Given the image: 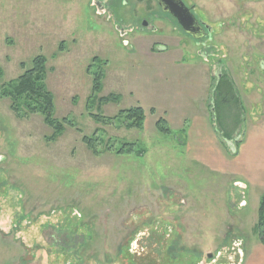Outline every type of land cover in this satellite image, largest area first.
Listing matches in <instances>:
<instances>
[{
  "label": "rangeland",
  "instance_id": "rangeland-1",
  "mask_svg": "<svg viewBox=\"0 0 264 264\" xmlns=\"http://www.w3.org/2000/svg\"><path fill=\"white\" fill-rule=\"evenodd\" d=\"M113 1L101 13V0H0V86L43 55L52 118L68 123L52 140L37 111L0 97V264H264V188L235 171L264 151V0H183L212 27L208 56L148 17L152 0ZM144 19L165 38L140 31ZM219 74L238 104L214 113ZM136 107L142 127L125 128L116 116ZM206 118L215 139L198 146L186 135Z\"/></svg>",
  "mask_w": 264,
  "mask_h": 264
},
{
  "label": "trees",
  "instance_id": "trees-1",
  "mask_svg": "<svg viewBox=\"0 0 264 264\" xmlns=\"http://www.w3.org/2000/svg\"><path fill=\"white\" fill-rule=\"evenodd\" d=\"M45 62L46 58L42 56H36L31 61V68L24 70V72L20 75L19 78L13 81H9V83L0 86V97L8 98L11 100L10 109L15 112L17 115L19 114L21 108H24V111H37L42 117L43 121L52 129V140L56 139L57 136L62 134L63 127L68 125L67 121L62 120H53V98L51 93L47 90L44 85V73H45ZM103 74L98 73L95 74V77L92 80L93 85V93L98 92L101 89V79ZM217 81L214 85L213 89V109L212 111L216 113L217 107L216 103L218 102V107H222L225 105H229V103L233 100L235 105L238 104V99L236 98V90H234L233 82L225 74H219L216 77ZM114 99V98H113ZM112 97L109 98H101L98 102H108L113 100ZM117 100V99H116ZM230 101V102H229ZM153 110L151 109V112ZM117 118H126L127 121L125 123V128L129 129H140L144 122V111L141 107L129 108L125 109V111H121L116 116ZM92 119H94L98 123H106L107 120L100 115H92ZM155 128L159 133L170 134L171 130L166 127V121L163 118H160L155 123ZM183 133L185 129H182ZM82 142L86 144L87 148L91 150L92 153H96L95 151V142L94 138H88L84 136L82 138ZM235 147L239 146L240 140L237 141ZM134 142H126L123 143L116 153L123 154L131 153L135 148ZM139 155L140 151L137 153ZM257 208V222L254 225V231L257 239H259L261 245L264 247V194L260 196L258 201Z\"/></svg>",
  "mask_w": 264,
  "mask_h": 264
},
{
  "label": "flooded vegetation",
  "instance_id": "flooded-vegetation-1",
  "mask_svg": "<svg viewBox=\"0 0 264 264\" xmlns=\"http://www.w3.org/2000/svg\"><path fill=\"white\" fill-rule=\"evenodd\" d=\"M141 2H143V0H141ZM145 2H147V5H151L149 0H145ZM152 2H154L156 4L157 9L159 10L158 12L161 13L162 16H165V18L160 16L159 13L156 10L155 11L150 10V11L146 12V7L143 6L145 8V13L147 14L148 17H153L157 21H159L160 23L164 22L166 24H170L171 25V30H172L171 31L172 32L171 35H173L174 39H180L179 38V33L181 32L182 35H185L187 37V40H189V41L194 40L195 41L194 42V46H200L202 48V50L205 51L206 54H204V56H208L207 53L212 52L210 50H212L213 47H212V45H209V42L213 38L212 27L207 22H204L203 20L202 21L198 20L195 17V15H194V13L192 11L194 9V6L190 5V7H189V6L185 5V3L183 2L185 7L189 11H191V13L193 14L196 22L198 23L199 27L194 31L195 37L193 35H187L184 32V30L182 29L181 25L179 23H177L176 19L172 18L168 13L167 14L163 13L161 11V9H160V7H159V5H158L156 0H152ZM97 4H98V7H99L98 9H99V11L101 13H108L110 9H114L113 6L115 5L113 0H101V2L97 3ZM159 17H161V18L159 19ZM219 26L221 27L222 24H219ZM138 28H139L140 31L145 30V29L149 30L150 33L153 34L151 36H156L157 35L158 37L165 38L161 28L153 27V25L151 24V22L149 20L144 19L143 22L141 21L140 22V26ZM132 29L133 28H131L130 31ZM120 32H121V35H122V34H125L127 32V30L126 29H122V30H120ZM185 44L187 46L194 47L190 43H185ZM177 46H178V43L174 47L178 48ZM201 52L202 51H200V55L203 56L201 54ZM209 258H211V257H209Z\"/></svg>",
  "mask_w": 264,
  "mask_h": 264
},
{
  "label": "crops",
  "instance_id": "crops-1",
  "mask_svg": "<svg viewBox=\"0 0 264 264\" xmlns=\"http://www.w3.org/2000/svg\"><path fill=\"white\" fill-rule=\"evenodd\" d=\"M202 126L200 125V127L195 126L191 128L186 135L188 136L189 141L194 139L196 145L198 146L206 144L207 140L212 141L215 139V137H213L212 127L209 124L208 118H206ZM257 132H255V135L253 136L254 140L256 141L257 137H262L257 135ZM258 142L262 143L263 141H261L259 138ZM240 159L243 160L238 167L239 170H235L236 173L241 174L249 183L253 184V186L259 185L264 188V151H262L260 154L256 153L254 155L250 152L245 157L242 155ZM232 170L234 171L233 168Z\"/></svg>",
  "mask_w": 264,
  "mask_h": 264
},
{
  "label": "water",
  "instance_id": "water-1",
  "mask_svg": "<svg viewBox=\"0 0 264 264\" xmlns=\"http://www.w3.org/2000/svg\"><path fill=\"white\" fill-rule=\"evenodd\" d=\"M161 11L168 13L172 18L176 19L187 35H193L194 31L199 27L193 14L189 11L182 0H156ZM199 37V36H198Z\"/></svg>",
  "mask_w": 264,
  "mask_h": 264
}]
</instances>
